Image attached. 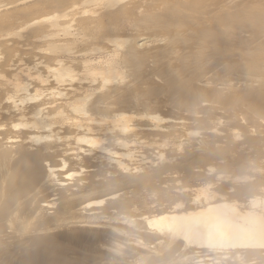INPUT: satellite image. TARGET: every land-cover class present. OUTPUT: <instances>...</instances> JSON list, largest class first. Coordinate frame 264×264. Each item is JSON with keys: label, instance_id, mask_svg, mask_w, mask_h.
I'll use <instances>...</instances> for the list:
<instances>
[{"label": "bare ground", "instance_id": "bare-ground-1", "mask_svg": "<svg viewBox=\"0 0 264 264\" xmlns=\"http://www.w3.org/2000/svg\"><path fill=\"white\" fill-rule=\"evenodd\" d=\"M263 165L264 0H0V264H264Z\"/></svg>", "mask_w": 264, "mask_h": 264}, {"label": "rangeland", "instance_id": "rangeland-1", "mask_svg": "<svg viewBox=\"0 0 264 264\" xmlns=\"http://www.w3.org/2000/svg\"><path fill=\"white\" fill-rule=\"evenodd\" d=\"M252 166H254V164L252 165ZM264 166V165H263ZM219 169V168H218ZM250 167H248L247 168V171H244V173H247V175L248 176H251L253 179H251L252 181H255V182H259V183H262V184H264V177L263 176H261V177H258V176H256V175H254L252 172H250ZM250 173V174H249ZM247 176V177H248ZM251 182V181H250ZM182 183V184H181ZM181 183H180V181H179V183H178V187L179 188H181L182 187V190L184 189L185 191L186 190H188V192L187 193H193V190L196 188V187H199V186H201V185H206L205 183H204V180H198L197 179V181H195V180H182L181 181ZM252 183H254V182H251L250 184H252ZM186 186H188V187H186ZM219 186V185H218ZM218 186H214L213 188H215V189H219V188H216V187H218ZM183 187H186V189L185 188H183ZM183 190V191H184ZM84 249V248H83ZM86 249V250H85ZM85 249L83 250L84 252H86V254H88L89 255V257H90V259L91 260H94L95 258H96V256H98V253H97V251L96 250H94V249H92L91 247H88V246H86L85 247Z\"/></svg>", "mask_w": 264, "mask_h": 264}]
</instances>
